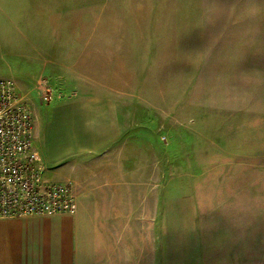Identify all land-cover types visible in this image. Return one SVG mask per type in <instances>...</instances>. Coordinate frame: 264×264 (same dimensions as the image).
I'll use <instances>...</instances> for the list:
<instances>
[{
    "label": "rangeland",
    "instance_id": "1",
    "mask_svg": "<svg viewBox=\"0 0 264 264\" xmlns=\"http://www.w3.org/2000/svg\"><path fill=\"white\" fill-rule=\"evenodd\" d=\"M135 1L77 3L46 17L55 31L45 33L21 34L0 17V78L31 88L43 77L52 96L71 86L119 99L118 145L126 167L138 163L140 220L112 222L108 241L98 224L87 230L84 264H264V63H242L248 42L238 39L253 37L252 57H264L262 34L203 32L195 0L186 1L185 21L180 0ZM142 3L158 10L133 15ZM163 4L172 15H156ZM110 248L118 250L114 260L103 256Z\"/></svg>",
    "mask_w": 264,
    "mask_h": 264
},
{
    "label": "crops",
    "instance_id": "2",
    "mask_svg": "<svg viewBox=\"0 0 264 264\" xmlns=\"http://www.w3.org/2000/svg\"><path fill=\"white\" fill-rule=\"evenodd\" d=\"M86 1L89 0H62V3L60 0H0V17L9 18L8 25L18 26L21 34L52 32L55 27L46 17L58 16L59 11H72L77 9V3L81 5ZM139 1L142 0L135 2ZM186 1L180 0L178 15L184 18L183 21L188 16ZM166 5L163 4L164 13L156 15H172L166 13L171 8ZM145 6L143 3L134 4L133 15L138 10H158L151 4ZM137 15L142 14L138 12ZM38 17H44L41 23ZM195 17L203 32L262 34L260 40L264 41V0H195ZM238 39L246 40L248 44L254 40L250 35ZM28 42L27 36L21 37L20 60L25 59V64L29 58ZM248 44L241 47L244 59L241 62L264 63V57L256 54L254 58L263 60H252L251 45L248 47ZM259 48L264 50V43ZM63 65L67 68L59 69L72 83L69 65ZM42 66L47 71L52 68L47 61L42 62ZM37 79L38 76L32 81L31 88L21 83L27 82L25 79L17 78V82L23 91L30 90L27 94L31 95V104L37 111L34 145L42 158L43 175L50 182L72 181L78 210L75 214L58 216L0 219V264H84V242L91 237L87 230H94L98 224L99 229H104L99 232L101 241H108L113 239L112 234L104 231L112 222L117 225L118 220H140L138 163L126 167L124 148L118 145L124 127L115 92H92L90 88L82 90L84 88L68 86L55 89L52 99L47 102L42 100L39 90L38 94L35 92ZM147 202L143 199L142 206ZM149 207L148 203L146 208ZM118 235V239L123 240L122 235ZM106 251L103 256L117 258V249L116 253L111 248Z\"/></svg>",
    "mask_w": 264,
    "mask_h": 264
},
{
    "label": "built area",
    "instance_id": "3",
    "mask_svg": "<svg viewBox=\"0 0 264 264\" xmlns=\"http://www.w3.org/2000/svg\"><path fill=\"white\" fill-rule=\"evenodd\" d=\"M42 100L53 86L40 77ZM36 118L27 94L12 78H0V219L75 214L72 181L45 180L44 165L34 145Z\"/></svg>",
    "mask_w": 264,
    "mask_h": 264
}]
</instances>
